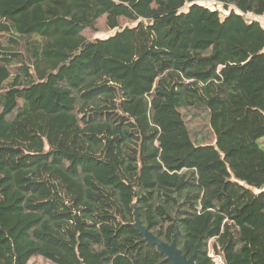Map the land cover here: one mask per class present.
Listing matches in <instances>:
<instances>
[{
    "label": "trees",
    "instance_id": "1",
    "mask_svg": "<svg viewBox=\"0 0 264 264\" xmlns=\"http://www.w3.org/2000/svg\"><path fill=\"white\" fill-rule=\"evenodd\" d=\"M208 1L0 0V264H264V0Z\"/></svg>",
    "mask_w": 264,
    "mask_h": 264
},
{
    "label": "water",
    "instance_id": "2",
    "mask_svg": "<svg viewBox=\"0 0 264 264\" xmlns=\"http://www.w3.org/2000/svg\"><path fill=\"white\" fill-rule=\"evenodd\" d=\"M138 228L146 235L150 243L156 245L159 251L166 255L167 259L172 264H195V254L190 258H187L181 253V250L178 249L176 241H173L170 244L166 243L142 228L140 224H138Z\"/></svg>",
    "mask_w": 264,
    "mask_h": 264
},
{
    "label": "rangeland",
    "instance_id": "3",
    "mask_svg": "<svg viewBox=\"0 0 264 264\" xmlns=\"http://www.w3.org/2000/svg\"><path fill=\"white\" fill-rule=\"evenodd\" d=\"M202 4H204L206 6H209L211 8H214V9L217 8V9L221 10L223 12V15H225V13H226V10L223 9L222 5L216 4L212 0L211 1H208V2H203ZM249 18H255V16L254 17L253 16H249ZM257 18L261 21V24L264 26V15L263 16H260V17H257ZM112 33L113 32H97L95 35L92 34V36L94 35L93 37H98V36L106 37L108 35H111ZM39 259H40V257H39ZM215 259L218 262V264H222L221 260L218 257H216ZM40 260H37V262L35 261L36 264H47V262H41Z\"/></svg>",
    "mask_w": 264,
    "mask_h": 264
}]
</instances>
